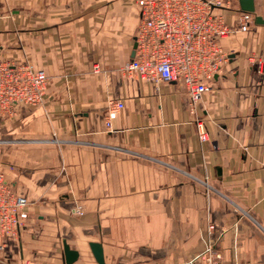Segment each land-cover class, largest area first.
<instances>
[{
  "label": "crops",
  "instance_id": "1",
  "mask_svg": "<svg viewBox=\"0 0 264 264\" xmlns=\"http://www.w3.org/2000/svg\"><path fill=\"white\" fill-rule=\"evenodd\" d=\"M138 22L134 0H0V56L49 77L41 104L0 114L1 168L31 201L0 264H69L65 241L71 264H100L91 242L105 264H264V69L249 60L264 24L221 41L229 58L192 112L180 83L122 71Z\"/></svg>",
  "mask_w": 264,
  "mask_h": 264
},
{
  "label": "built area",
  "instance_id": "2",
  "mask_svg": "<svg viewBox=\"0 0 264 264\" xmlns=\"http://www.w3.org/2000/svg\"><path fill=\"white\" fill-rule=\"evenodd\" d=\"M235 1L238 0H134L139 15L137 47L135 56L124 63L122 71L148 82L180 83L188 95L190 110L195 112L203 95L211 89L214 75L229 58L221 41L236 31L249 30L254 20L252 12L241 10L237 25L230 24L227 11ZM249 60L260 71L264 69V54L253 55ZM48 78L43 69L0 57V114L11 116L17 107L41 104ZM123 107L124 102L110 100L107 126H111ZM195 121L204 140L203 121ZM30 204L27 196L12 190L0 165V239L21 237ZM72 211L82 214L83 208L75 204ZM220 259L219 253L206 256L207 264H220Z\"/></svg>",
  "mask_w": 264,
  "mask_h": 264
},
{
  "label": "water",
  "instance_id": "3",
  "mask_svg": "<svg viewBox=\"0 0 264 264\" xmlns=\"http://www.w3.org/2000/svg\"><path fill=\"white\" fill-rule=\"evenodd\" d=\"M241 10L249 11L254 13L255 20L258 23L264 24V18L260 14L256 13V5L255 0H238ZM137 47V43H135V49ZM92 252L100 264H105L104 262V254H103V247L100 242H91L90 243ZM64 256L66 263H73L78 259L79 251L73 249L66 241L64 242Z\"/></svg>",
  "mask_w": 264,
  "mask_h": 264
},
{
  "label": "rangeland",
  "instance_id": "4",
  "mask_svg": "<svg viewBox=\"0 0 264 264\" xmlns=\"http://www.w3.org/2000/svg\"><path fill=\"white\" fill-rule=\"evenodd\" d=\"M1 57V56H0Z\"/></svg>",
  "mask_w": 264,
  "mask_h": 264
}]
</instances>
